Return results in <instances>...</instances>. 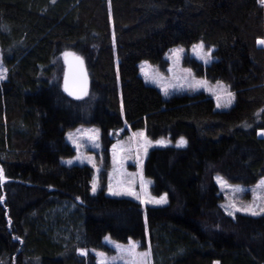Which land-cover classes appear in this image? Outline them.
Listing matches in <instances>:
<instances>
[{"label": "trees", "instance_id": "obj_1", "mask_svg": "<svg viewBox=\"0 0 264 264\" xmlns=\"http://www.w3.org/2000/svg\"><path fill=\"white\" fill-rule=\"evenodd\" d=\"M260 39L259 0H0V264H97L79 251L110 252L106 237H149L153 264H264V216L228 215L214 179L252 186L264 177ZM198 43L214 61L184 62L231 87L229 110L205 92L166 98L141 74L142 61L164 71L171 49ZM70 51L88 72L83 97L64 90L67 57L56 75ZM125 120L173 143L144 164L163 206L93 194L94 169L63 162L75 154L69 131L98 127L106 144Z\"/></svg>", "mask_w": 264, "mask_h": 264}, {"label": "rangeland", "instance_id": "obj_2", "mask_svg": "<svg viewBox=\"0 0 264 264\" xmlns=\"http://www.w3.org/2000/svg\"><path fill=\"white\" fill-rule=\"evenodd\" d=\"M201 44L203 43L194 44L189 48L177 46L171 49L167 54L168 65L164 71L146 60L142 61L140 63L141 74L148 84L157 87L166 98L175 94L205 92L213 97L218 110H229L236 101L231 87L222 81L212 82L198 77L184 62L187 55L197 58L204 64H211L214 61L213 54L204 44L203 50L198 47ZM209 52L211 55L206 56L205 54ZM65 53L68 54L67 56L74 54L71 51ZM65 53L58 57L61 60L56 69L57 76H59L58 73L62 66L60 62H64L67 57ZM0 66L6 69L3 78L0 79L1 84L7 79L8 73L3 63L1 49ZM54 80L56 81L57 78ZM109 138L112 141L105 144L98 127L78 126L67 133V140L75 149V154L64 159L63 162L67 165H88L94 169L93 194L104 191L108 196L129 198L139 202L144 211L148 206L167 204L166 195L154 196L151 193L152 181L145 177L143 171L146 159L152 149L164 148L173 143L166 139L152 140L144 130L131 129L126 120L123 127L110 132ZM179 141L175 145L178 146ZM179 146L183 147L185 144ZM214 179L223 197L222 208L228 215L229 212L233 213L230 215L232 217L238 213L252 215L246 209L254 207V210L259 213L254 216H264V212L260 211L264 209V184L261 183L264 181V177L252 186L231 184L221 175H215ZM4 181L5 179L2 180V183ZM94 183L96 185L95 192H93ZM0 197L4 198L1 186ZM162 197H166V202L158 203L157 201H160ZM105 242L110 247V252L82 249L79 253L85 257L92 253L97 264H153L149 237L145 243L136 240L121 243L110 237H106ZM130 242H135L138 245L134 256L124 251L129 248ZM82 251L86 254H82ZM144 253H148L147 257L142 255Z\"/></svg>", "mask_w": 264, "mask_h": 264}, {"label": "water", "instance_id": "obj_3", "mask_svg": "<svg viewBox=\"0 0 264 264\" xmlns=\"http://www.w3.org/2000/svg\"><path fill=\"white\" fill-rule=\"evenodd\" d=\"M89 84V76L84 62L77 57H67L63 81L64 90L70 96L83 97L88 92ZM262 133L263 131H260L259 135L262 136Z\"/></svg>", "mask_w": 264, "mask_h": 264}, {"label": "snow or ice", "instance_id": "obj_4", "mask_svg": "<svg viewBox=\"0 0 264 264\" xmlns=\"http://www.w3.org/2000/svg\"><path fill=\"white\" fill-rule=\"evenodd\" d=\"M259 2L262 4V5H264V0H259ZM257 43H258V45H264V39H260V40H258L257 41ZM201 50H203V44H201V45H199L198 46ZM65 55L67 56L68 54L67 53H65ZM206 56H210L211 55V53L209 52V53H206L205 54ZM6 72V69H4L2 66H0V79H2L3 78V76H4V73ZM66 90H67V87H66ZM229 95H231V94H229ZM219 106V105H218ZM262 134H264V133H262ZM184 144H186V141H184L183 140V138H181V140L179 141V145H184ZM178 145V146H179ZM69 163H71V161H69ZM4 179V177H3V169H0V181H2ZM218 182H219V179H218ZM262 184H264V181H262L261 182ZM95 189H96V185H95V183L93 184V192H95ZM0 201H3V197H0ZM158 203H160V202H166V197H162L161 199H160V201H157ZM237 210H239V209H237ZM247 211H249L250 212V214H252V215H258L259 213L257 212V211H255L254 210V207L253 208H249V209H246ZM261 212H264V209H261L260 210ZM233 213H231V212H229V215H232ZM118 248H119V246H117ZM138 247V245L135 243V242H130V246H129V248L128 249H126V250H124V251H126L129 255H135V249ZM82 254H86V252H83L82 251ZM144 257H147V255H148V253H144V254H142Z\"/></svg>", "mask_w": 264, "mask_h": 264}]
</instances>
